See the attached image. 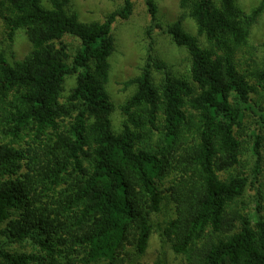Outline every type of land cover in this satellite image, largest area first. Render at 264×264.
I'll return each instance as SVG.
<instances>
[{
  "label": "trees",
  "instance_id": "16d2710c",
  "mask_svg": "<svg viewBox=\"0 0 264 264\" xmlns=\"http://www.w3.org/2000/svg\"><path fill=\"white\" fill-rule=\"evenodd\" d=\"M45 1L0 0L10 38L23 30L31 45L12 64L0 54V264H127L129 247L146 253L165 202L174 216L161 233L183 264H264L263 189L238 171L250 117L247 139L264 159V99L252 97L264 96V59L250 43L264 0L250 13L241 0H180L165 32L186 51L187 76L154 54L157 0H143L149 51L126 84L136 90L119 129L108 92L114 25L135 0L94 22L71 0Z\"/></svg>",
  "mask_w": 264,
  "mask_h": 264
},
{
  "label": "rangeland",
  "instance_id": "374dc122",
  "mask_svg": "<svg viewBox=\"0 0 264 264\" xmlns=\"http://www.w3.org/2000/svg\"><path fill=\"white\" fill-rule=\"evenodd\" d=\"M71 9L76 11L82 22L103 21L107 16L119 10L123 6L124 0H71ZM263 0H241L240 5L247 13L257 8ZM180 0H157L158 15L157 23L162 30L155 32L154 54L161 60L168 63L173 71L180 76H187L189 72V61L186 51L178 48L170 35L165 30L175 24L181 18ZM46 4V1L44 0ZM47 5V4H46ZM183 25L195 34V27L190 19H186ZM151 26V17L143 0H135V10L131 18L127 21L119 20L114 25V36L116 40V50L111 57V73L108 84V92L115 104V112L112 120L114 127L119 129L124 120L121 107L133 95L135 86H126V84L140 76L146 63L147 53L149 51L150 40L147 35V29ZM250 43L257 49L254 56L257 62L264 59V12L259 22L253 27ZM77 45L76 43H73ZM31 51V45L27 39L26 33L19 30L11 39L6 24L0 20V54H4L9 62L22 61ZM159 77V75H156ZM74 78H69L65 85L67 95L74 86ZM253 99L263 101V93L252 95ZM255 127L254 118L250 117L244 124V155L241 165L238 169L250 182L256 181V187L261 186L264 194V159L258 163L256 156L248 138ZM243 132V134H244ZM243 200L247 203V213H252L255 208L256 190L250 184L246 190ZM264 207V200H263ZM264 215V209H263ZM174 216L173 205L163 204L159 214L153 216V233L150 238L149 246L143 256H137L133 247L128 248V254L125 255L127 264H183L182 257L173 253L169 244L162 236L161 229L165 221ZM0 225V241H2ZM11 249L21 253L32 252L30 244L12 245ZM106 264V263H99Z\"/></svg>",
  "mask_w": 264,
  "mask_h": 264
}]
</instances>
